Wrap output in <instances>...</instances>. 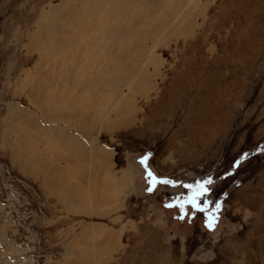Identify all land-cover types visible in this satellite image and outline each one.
<instances>
[{
	"label": "rangeland",
	"instance_id": "1",
	"mask_svg": "<svg viewBox=\"0 0 264 264\" xmlns=\"http://www.w3.org/2000/svg\"><path fill=\"white\" fill-rule=\"evenodd\" d=\"M0 264H264V0H0Z\"/></svg>",
	"mask_w": 264,
	"mask_h": 264
},
{
	"label": "snow or ice",
	"instance_id": "2",
	"mask_svg": "<svg viewBox=\"0 0 264 264\" xmlns=\"http://www.w3.org/2000/svg\"><path fill=\"white\" fill-rule=\"evenodd\" d=\"M146 159H147V157L144 158V160H146ZM141 162L143 163L144 161L142 160ZM148 176L151 177L153 181L156 180V178L153 176V174H152L151 172H148ZM163 182H164V183H167V181H163ZM186 187H190V186H186ZM200 194L202 195L203 193H200ZM186 202H187V203H192L194 207L196 206V205H195V200H194V199H190V200H188V201H186ZM169 206H171V205H169ZM216 207L219 208L220 206H219V205H216ZM209 227H211V225H209Z\"/></svg>",
	"mask_w": 264,
	"mask_h": 264
}]
</instances>
